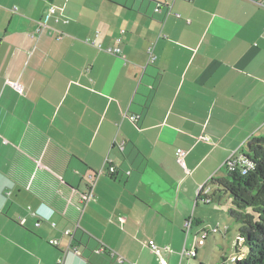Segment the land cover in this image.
Listing matches in <instances>:
<instances>
[{
    "label": "crops",
    "instance_id": "crops-1",
    "mask_svg": "<svg viewBox=\"0 0 264 264\" xmlns=\"http://www.w3.org/2000/svg\"><path fill=\"white\" fill-rule=\"evenodd\" d=\"M121 30L119 55L85 41ZM254 137L264 0H0V264H158L148 240L220 264L212 234L180 254L222 225L213 181Z\"/></svg>",
    "mask_w": 264,
    "mask_h": 264
},
{
    "label": "trees",
    "instance_id": "trees-1",
    "mask_svg": "<svg viewBox=\"0 0 264 264\" xmlns=\"http://www.w3.org/2000/svg\"><path fill=\"white\" fill-rule=\"evenodd\" d=\"M213 182L215 192L227 198L229 216L238 225L232 263L264 264V137L252 138L232 169L227 167L226 176ZM220 264H227V258Z\"/></svg>",
    "mask_w": 264,
    "mask_h": 264
},
{
    "label": "built area",
    "instance_id": "built-area-1",
    "mask_svg": "<svg viewBox=\"0 0 264 264\" xmlns=\"http://www.w3.org/2000/svg\"><path fill=\"white\" fill-rule=\"evenodd\" d=\"M15 10V9H14ZM55 12V9L54 7H49L48 8V11H47V15H50L52 13ZM170 13V12H168ZM176 17H178L179 15L178 14H175ZM44 24L43 23H40L39 27H38V30H40L41 28H44ZM124 34V30H121L120 31V35L115 39V44L114 45H108V46H103L101 43L98 42V32H96L91 38H88L86 39L85 41L90 44L91 46L97 48L98 50L100 51H103V52H106L108 54H113V55H119L120 52H121V47H120V44L122 43V35ZM147 52H148V61L149 62H152L154 61L155 57L153 56L152 54V47L149 46L148 49H147ZM13 86L19 91L20 89V86L17 82H14L13 83ZM131 119L132 120H135L136 119V116H131ZM201 140H204V141H209V138L207 136H202L200 137ZM184 155V151H179L177 153V159L179 162H182V157ZM236 164V161L235 160H231V159H228L226 161V166L229 168V169H232V167ZM111 171H113V169H110ZM89 181L91 182L90 184V187L93 186V181H94V176L93 175H90L89 176ZM209 187H206V186H202L198 189L197 191V194L201 195V200L204 202V204H209L210 203V198H209ZM88 194L84 195L81 199H80V202L82 204H84L88 198ZM191 221H188L185 225V228H186V233H188V230L190 229L191 227ZM54 225V223H53ZM226 230V229H225ZM216 232H219V227H214V226H210V227H205L203 228L199 234H198V241L195 245V247H193L192 249L190 250H186V249H183L181 254H180V258L182 256H187L189 258H195L196 257V247L198 245H202L204 242H205V239L207 238V236L209 234H215ZM64 234L68 235V236H71L73 237V234H72V229H66L64 231ZM49 243L51 245H56L57 244V241L52 239L49 241ZM145 244L151 249V251L157 256V261H158V264H166V261H165V258L163 257L162 255V251H163V248L158 246L153 240H148L145 242ZM113 255V254H112ZM118 261L122 262L124 259L119 256L117 257ZM230 260L231 261H234L235 258L234 256H231L230 257Z\"/></svg>",
    "mask_w": 264,
    "mask_h": 264
},
{
    "label": "rangeland",
    "instance_id": "rangeland-1",
    "mask_svg": "<svg viewBox=\"0 0 264 264\" xmlns=\"http://www.w3.org/2000/svg\"><path fill=\"white\" fill-rule=\"evenodd\" d=\"M223 201L224 202L220 205L217 201H214L211 205H208V207L214 206L217 209H224L225 213L222 215V225H220L219 228L221 230L229 228L228 232L225 235L223 232H216L215 234L208 236L206 248L208 251L211 250L218 254V256H216L217 261H220L223 256L227 258V264H233L232 261H230V256L235 255L234 245L237 237L238 225L229 216V202L225 197L223 198Z\"/></svg>",
    "mask_w": 264,
    "mask_h": 264
}]
</instances>
